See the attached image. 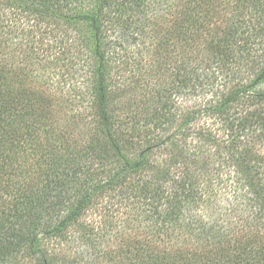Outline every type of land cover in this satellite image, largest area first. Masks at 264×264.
<instances>
[{"label": "trees", "instance_id": "trees-1", "mask_svg": "<svg viewBox=\"0 0 264 264\" xmlns=\"http://www.w3.org/2000/svg\"><path fill=\"white\" fill-rule=\"evenodd\" d=\"M264 264V0H0V264Z\"/></svg>", "mask_w": 264, "mask_h": 264}, {"label": "rangeland", "instance_id": "rangeland-1", "mask_svg": "<svg viewBox=\"0 0 264 264\" xmlns=\"http://www.w3.org/2000/svg\"><path fill=\"white\" fill-rule=\"evenodd\" d=\"M79 253V264H89V262L94 259L92 249L85 245L79 247Z\"/></svg>", "mask_w": 264, "mask_h": 264}]
</instances>
